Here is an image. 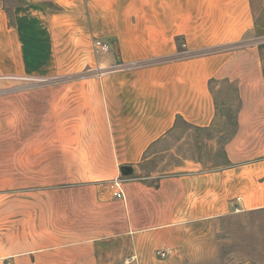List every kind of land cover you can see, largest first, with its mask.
<instances>
[{
  "label": "crops",
  "instance_id": "crops-1",
  "mask_svg": "<svg viewBox=\"0 0 264 264\" xmlns=\"http://www.w3.org/2000/svg\"><path fill=\"white\" fill-rule=\"evenodd\" d=\"M254 8L253 0H0V76L61 78L51 90L50 154L44 144L6 150L20 164L9 182L46 186L5 198L0 264H220V228L211 259L183 252L180 235L241 214L259 215L264 229V65L257 43L239 45L259 25ZM96 39L112 51H94ZM224 82L239 92L237 129L227 162L205 165L171 142L195 129L214 142ZM255 137L260 154L245 156ZM118 177L125 201L108 185ZM158 248L174 253L161 259Z\"/></svg>",
  "mask_w": 264,
  "mask_h": 264
},
{
  "label": "rangeland",
  "instance_id": "rangeland-1",
  "mask_svg": "<svg viewBox=\"0 0 264 264\" xmlns=\"http://www.w3.org/2000/svg\"><path fill=\"white\" fill-rule=\"evenodd\" d=\"M253 4L259 25L248 33L239 45L257 43V46L261 49L260 54L264 65V0H253ZM185 46V42H180V47L185 49ZM213 50H217V48ZM110 51H112V48ZM102 72L97 70L99 75ZM58 79L61 78L47 72L45 74L23 73L0 76V229H3L5 223L11 219V217L5 216L3 211L5 198H9L10 192H35L46 186L40 183H22L17 177H15V182H9V178L5 175L10 172L18 173L20 164L14 160L11 161L14 157L8 160L5 157L6 154H9L6 150L11 146L12 151L10 153L19 155L18 147L20 145L27 146L30 150L36 144L40 146L44 144L43 154H50L46 146L51 144V90L53 82ZM217 98L220 101L218 126L215 129L218 137L214 135V142L209 141L212 138L211 132L195 129L191 132L193 138L180 143V139L174 137L171 145L183 156L198 158L205 165L222 166L227 162L225 145L231 140L229 138L235 127L237 128L236 117L241 103L237 89L225 82L221 83ZM37 127L38 135H36ZM181 130L182 132L188 131V127L183 126ZM216 139L217 143H215ZM250 149L252 153L244 152L245 156L248 154L258 156L260 154L258 137H255ZM28 154H30V151ZM174 162L169 158L166 165L170 166ZM23 166L28 171L27 179H32L35 172L34 160H29ZM61 218L67 219L62 216ZM259 219V215L241 214L220 221L205 220L197 222L189 226L187 232L180 235L181 239L185 241L181 250L193 257L197 251H200V254H204V257L211 259L213 235L215 237V231L220 228L223 231L221 236L225 239L221 246L222 260L220 264H264V229L261 227ZM166 249H156L155 255L164 259L174 253L172 252L167 256L158 254L159 251ZM112 250L116 251V249ZM128 252L129 250L125 248L124 255L126 256ZM102 258L105 259L103 256ZM107 259H115V254L107 256ZM205 264H212V262L209 260Z\"/></svg>",
  "mask_w": 264,
  "mask_h": 264
},
{
  "label": "built area",
  "instance_id": "built-area-1",
  "mask_svg": "<svg viewBox=\"0 0 264 264\" xmlns=\"http://www.w3.org/2000/svg\"><path fill=\"white\" fill-rule=\"evenodd\" d=\"M93 47H94V51L98 53L100 52L106 53V52H109L111 49V45L108 42L100 40V39L94 40ZM125 180L126 179L122 177H118V178L111 180L108 184L110 189L113 191L115 197L120 198L124 201L126 200V195H125V191L123 187ZM172 252H173L172 249H166V250L159 251L158 254H160L161 256H167L168 254H171Z\"/></svg>",
  "mask_w": 264,
  "mask_h": 264
},
{
  "label": "trees",
  "instance_id": "trees-1",
  "mask_svg": "<svg viewBox=\"0 0 264 264\" xmlns=\"http://www.w3.org/2000/svg\"><path fill=\"white\" fill-rule=\"evenodd\" d=\"M236 125H237V123H236ZM236 129H237V128L235 127V129L233 130V132H232L231 137L229 138V140L233 138V136H234V134H235V132H236Z\"/></svg>",
  "mask_w": 264,
  "mask_h": 264
},
{
  "label": "water",
  "instance_id": "water-1",
  "mask_svg": "<svg viewBox=\"0 0 264 264\" xmlns=\"http://www.w3.org/2000/svg\"><path fill=\"white\" fill-rule=\"evenodd\" d=\"M124 172H126V171H124Z\"/></svg>",
  "mask_w": 264,
  "mask_h": 264
}]
</instances>
